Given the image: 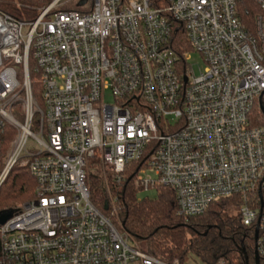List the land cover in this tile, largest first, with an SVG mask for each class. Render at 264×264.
Wrapping results in <instances>:
<instances>
[{"label":"built area","instance_id":"obj_1","mask_svg":"<svg viewBox=\"0 0 264 264\" xmlns=\"http://www.w3.org/2000/svg\"><path fill=\"white\" fill-rule=\"evenodd\" d=\"M81 1L53 0L31 22L0 8V147L14 130L0 184L19 162L36 181L0 224V264H187L112 221L127 178L138 193L173 189L185 218L239 197L264 261V0ZM88 165L116 184L109 215Z\"/></svg>","mask_w":264,"mask_h":264},{"label":"trees","instance_id":"obj_2","mask_svg":"<svg viewBox=\"0 0 264 264\" xmlns=\"http://www.w3.org/2000/svg\"><path fill=\"white\" fill-rule=\"evenodd\" d=\"M52 1L0 0V8L20 21L31 22ZM67 8L82 9L77 2ZM177 35L183 50L189 49L184 32L180 30ZM33 89L37 101L41 103L40 85L34 82ZM13 137L14 130L7 128L0 147V176ZM109 182L114 192L116 184L111 179ZM87 186L93 205L109 215L111 207L106 210L105 203L111 201L110 187L106 186L104 179L92 174L87 177ZM122 186L119 211L111 216L112 221L121 232L145 243L150 254L182 262L195 258L208 264H215L220 259L228 264H256L255 229L241 222L239 197L219 199L203 215L185 218L177 212L173 189L160 187L154 196L140 197L129 178L124 180ZM35 187L36 181L28 166L21 162L14 165L0 184V211L18 209L33 198ZM261 263L264 264V261Z\"/></svg>","mask_w":264,"mask_h":264},{"label":"rangeland","instance_id":"obj_3","mask_svg":"<svg viewBox=\"0 0 264 264\" xmlns=\"http://www.w3.org/2000/svg\"><path fill=\"white\" fill-rule=\"evenodd\" d=\"M75 2V1H74ZM73 1H71V2H64V7H72L73 6V3H74ZM51 4V3H50ZM23 31H24V33L26 34L27 33V31H28V26H25L24 27V29H23ZM189 63H190V65L192 66V68H193V70L196 72V73H199V71H200V69H203L204 67H205V62H204V59H203V57H202V55L200 54V53H198V52H191L190 53V58H189ZM109 98V97H108ZM29 143H32V140H30V142ZM9 148H10V146H9ZM9 150V149H8ZM8 152V151H7ZM7 154V153H6ZM5 161V160H4ZM5 168V167H4ZM3 171H4V169H3ZM107 171V172H106ZM86 172H87V177L88 176H91L92 174H93V171H92V169L90 168V166L88 165L87 167H86ZM3 173V172H2ZM101 174L103 175V179H104V176H107L108 174H110L111 175V173L108 171V170H103V168H102V172H101ZM107 178L109 179V176H107ZM105 182V181H104ZM106 184V186L109 188L110 187V189H109V191H110V196L112 195H114L113 194V191L111 190V186L109 185L110 184V182H108V183H105ZM156 194V190H149V191H141V192H139L138 193V195L140 196V197H144V196H154ZM111 198V197H110ZM120 202L118 201L117 202V205L119 204ZM123 233H125V232H123ZM142 243V242H141ZM144 244V246H145V243H143ZM146 247V246H145ZM195 260H197V259H195V258H189L188 260H187V264H199L198 262H195ZM198 261V260H197Z\"/></svg>","mask_w":264,"mask_h":264},{"label":"water","instance_id":"obj_4","mask_svg":"<svg viewBox=\"0 0 264 264\" xmlns=\"http://www.w3.org/2000/svg\"><path fill=\"white\" fill-rule=\"evenodd\" d=\"M84 3V0H82L80 2V5ZM109 208V201H107L105 203V209L107 210ZM17 209H7V210H2L0 211V224H4L6 221H8L13 214L16 212ZM258 235V228L256 229V234H255V238H257ZM243 251L245 252V247H243ZM255 263L256 264H261V258L259 256V253L255 252Z\"/></svg>","mask_w":264,"mask_h":264}]
</instances>
